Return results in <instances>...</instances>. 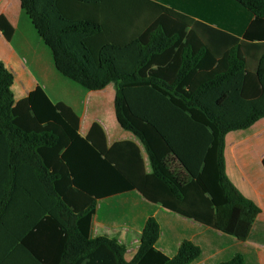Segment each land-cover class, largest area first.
Listing matches in <instances>:
<instances>
[{
	"label": "trees",
	"instance_id": "trees-1",
	"mask_svg": "<svg viewBox=\"0 0 264 264\" xmlns=\"http://www.w3.org/2000/svg\"><path fill=\"white\" fill-rule=\"evenodd\" d=\"M209 2L236 9L239 37L152 0H20L64 77L117 84L118 122L153 173L98 124L83 138L40 85L16 101L0 60V264H260L261 210L228 178L225 138L264 118V53L252 70L238 43H264V0ZM0 31L12 40L4 16ZM100 210L142 232L132 261L116 238H91Z\"/></svg>",
	"mask_w": 264,
	"mask_h": 264
},
{
	"label": "crops",
	"instance_id": "crops-1",
	"mask_svg": "<svg viewBox=\"0 0 264 264\" xmlns=\"http://www.w3.org/2000/svg\"><path fill=\"white\" fill-rule=\"evenodd\" d=\"M152 1L194 16L197 21L209 25L213 30L231 33L232 36L235 35L234 37H239L243 33L244 25L236 20L235 8L231 11L217 3L220 10L216 16L211 11L213 8L209 4L211 0ZM0 16H4L15 30L11 41H7L0 31V60L15 76L13 92L17 85H21L19 96L14 94L16 101L26 98L37 85H40L55 104L64 103L79 116L81 121L79 133L83 138L89 137L93 125L98 124L104 132L108 149L118 143H133L141 153L145 173L152 174V166L143 144L132 133L124 130L118 122L115 110L117 84L112 83L102 91L93 92L64 77L57 70L50 49L44 44L30 18L21 8L20 0H0ZM238 43L242 47L247 46V49L251 47L254 50V54L251 55L253 58L257 56L258 59L264 53L258 50L264 43L255 42L249 46L241 38L238 39ZM218 46L222 47L219 43ZM263 160L264 118L246 130L231 132L226 136V174L235 187L260 208L258 220L264 223ZM103 204L106 208L109 205L108 202ZM101 205H98V209ZM155 207L162 208L160 205ZM101 210L92 219L91 238L103 236L116 238L127 248L125 259L128 262L132 261L140 248L142 232L125 224L110 225V222L101 216ZM256 247L259 250L260 264H264V245Z\"/></svg>",
	"mask_w": 264,
	"mask_h": 264
},
{
	"label": "rangeland",
	"instance_id": "rangeland-1",
	"mask_svg": "<svg viewBox=\"0 0 264 264\" xmlns=\"http://www.w3.org/2000/svg\"><path fill=\"white\" fill-rule=\"evenodd\" d=\"M247 49V48H246ZM259 51H264V46L262 47L261 46V48H259L258 49ZM244 51V54L245 55H247V54H249V55H252V54H254V50L250 47V49H247V50H243ZM255 55H257V54H255ZM248 56V55H247ZM257 59V56L256 57H250L249 58V60H250V66L251 67H253V66H255L256 64H255V60ZM20 88H21V85H17V87H15L14 88V94L16 95V96H19V93H20Z\"/></svg>",
	"mask_w": 264,
	"mask_h": 264
}]
</instances>
